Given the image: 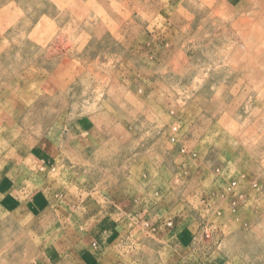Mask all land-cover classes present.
Returning <instances> with one entry per match:
<instances>
[{
    "label": "rangeland",
    "instance_id": "1",
    "mask_svg": "<svg viewBox=\"0 0 264 264\" xmlns=\"http://www.w3.org/2000/svg\"><path fill=\"white\" fill-rule=\"evenodd\" d=\"M263 42L264 0H0V264H84L105 198L156 217L119 264L156 222L264 264Z\"/></svg>",
    "mask_w": 264,
    "mask_h": 264
},
{
    "label": "crops",
    "instance_id": "2",
    "mask_svg": "<svg viewBox=\"0 0 264 264\" xmlns=\"http://www.w3.org/2000/svg\"><path fill=\"white\" fill-rule=\"evenodd\" d=\"M112 202L113 204L111 205ZM143 203L142 199H128V198H105L106 206L101 208V214H105L101 222L94 224L86 238L91 242V246H88V250L81 255L84 264H105V261L112 260L115 257V262L124 258L122 250L124 249L121 242H118L120 233H123V223L129 220L133 226H136L133 231L140 230V224L148 226L156 220L155 215L150 214L140 204ZM103 207V206H102ZM105 210V211H104ZM105 219V220H104ZM147 219L148 224L142 220ZM158 219V218H157ZM113 222H112V221ZM101 223V224H99ZM114 224V225H113ZM161 222H156L154 227H158L157 238L158 244L155 245L157 253L155 254L156 260H146L144 262L139 257H133L135 264H230L227 260V256L223 253L219 246H215L213 242L210 245H205L200 242H193V233L184 229L169 230L164 228ZM92 225V224H91ZM99 226L105 227L101 232V239L105 242V245L100 246L95 236V229ZM115 228V236H112V228ZM200 231V229H198ZM152 231L155 232L154 228ZM99 234V233H98ZM116 240V241H114ZM112 241V242H111ZM196 241V240H195ZM161 243V244H160ZM91 247V248H90ZM141 251H149L150 248H146L144 245H139ZM146 249V250H145ZM116 252V253H115ZM159 252L166 254L167 258L161 259L158 255ZM158 255V256H157ZM158 258L159 261L158 262ZM107 264V263H106Z\"/></svg>",
    "mask_w": 264,
    "mask_h": 264
},
{
    "label": "bare ground",
    "instance_id": "3",
    "mask_svg": "<svg viewBox=\"0 0 264 264\" xmlns=\"http://www.w3.org/2000/svg\"><path fill=\"white\" fill-rule=\"evenodd\" d=\"M263 2V1H262ZM10 4V3H9ZM263 6V5H262ZM134 7V6H133ZM260 8V7H259ZM135 9H138V8H135ZM252 9V8H251ZM261 9V8H260ZM263 10V9H262ZM261 10H259V12H260ZM254 12V11H253ZM258 12V11H257ZM238 18V17H237ZM255 21V20H254ZM236 23H237V21H235ZM236 23H235V26H236ZM238 24V23H237ZM242 24V23H241ZM233 25V24H232ZM240 25V24H239ZM234 26V27H235ZM36 32V31H35ZM264 43V42H263Z\"/></svg>",
    "mask_w": 264,
    "mask_h": 264
},
{
    "label": "built area",
    "instance_id": "4",
    "mask_svg": "<svg viewBox=\"0 0 264 264\" xmlns=\"http://www.w3.org/2000/svg\"><path fill=\"white\" fill-rule=\"evenodd\" d=\"M235 204L234 203H232V206H234ZM203 230L204 231H206L204 228H203ZM204 233H206V232H204ZM206 238H208V235L206 234Z\"/></svg>",
    "mask_w": 264,
    "mask_h": 264
}]
</instances>
